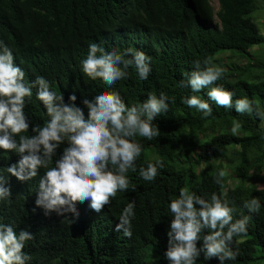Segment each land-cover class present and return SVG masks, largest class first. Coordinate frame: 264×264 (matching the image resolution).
Returning a JSON list of instances; mask_svg holds the SVG:
<instances>
[{
  "label": "trees",
  "instance_id": "16d2710c",
  "mask_svg": "<svg viewBox=\"0 0 264 264\" xmlns=\"http://www.w3.org/2000/svg\"><path fill=\"white\" fill-rule=\"evenodd\" d=\"M257 1L219 0L215 13L210 0H0V40L12 50L27 83L42 76L65 102L75 93L81 107L83 98L102 91L118 92L128 106L161 93L169 104L168 111L153 121L159 136L151 141L136 137L142 152L137 171L127 173L128 190L118 191L100 212L89 200L77 202L78 217L45 214L36 199L46 169L20 181L7 172L19 156L0 149V175L7 177L5 186L12 193L0 200V223L33 234L24 247L31 256L26 264H171L165 256L172 218L168 206L181 188L206 199L217 193L235 209L233 222L249 216L248 234L230 243L237 259L225 264H264V122L255 112L240 114L234 107L237 99L247 98L264 113V59L258 51L264 48V32L255 20ZM92 43L106 51L131 48L145 53L151 58L148 79L142 80L134 65L112 86L87 77L81 62ZM205 59L224 71L215 84L194 93L182 84H187L194 62L203 67ZM215 86L233 92L232 108L209 100L207 91ZM32 91L24 111L32 125L42 126L49 117L36 98V88ZM192 95L208 100L210 116L184 102ZM234 121L242 125L237 135L231 132ZM24 134L32 135L31 130ZM157 157L163 168L158 167L153 181L143 180L140 167ZM220 170L226 173L222 185L214 182ZM252 198L260 201L258 213L244 207ZM132 201V236L126 237L116 225ZM207 234L204 229L201 235ZM202 244L201 239L197 247ZM196 264L220 262L216 257L206 260L201 253Z\"/></svg>",
  "mask_w": 264,
  "mask_h": 264
},
{
  "label": "clouds",
  "instance_id": "9594fccd",
  "mask_svg": "<svg viewBox=\"0 0 264 264\" xmlns=\"http://www.w3.org/2000/svg\"><path fill=\"white\" fill-rule=\"evenodd\" d=\"M126 56L130 58L126 59ZM150 60L145 53L133 52L131 48L118 53L92 43L81 64L87 77L100 78L112 86L126 76L131 65L142 80H147ZM223 71L210 59L203 61V67L200 61H195L187 84L182 86H190L192 92L198 93L215 84ZM33 88L49 117L42 126L32 125L24 111ZM207 97L223 108L233 107V92L221 86L211 87ZM167 99L163 93L159 98L149 94L144 102L128 106L118 92L102 91L92 99L83 98V107L77 105L75 93L65 102L63 94L52 91L44 77L37 76L27 83L23 69L14 64L12 50L0 40V149L19 156L17 163L7 167V172L20 181L35 178L40 169H46L40 178L36 199L37 207L43 208L45 214L55 211L58 215L72 213L78 217L77 202L89 200L90 207L100 212L118 191H127L130 183L127 173L137 171L136 160L142 152L136 137L151 141L159 136L160 130L153 121L168 111ZM184 102L205 117L212 114L208 100L197 95ZM234 107L240 114L255 112L264 122V113L254 108L247 98L237 99ZM241 127L240 122L234 121L232 134L237 135ZM29 130L32 135H25ZM61 145H65L62 154L54 160ZM163 166L157 157L146 168L140 167L139 175L145 181H153L158 167ZM225 175V171L220 170L214 182L222 185ZM7 183V177L0 175V200L12 195L10 187L5 186ZM134 207L135 202H129L116 225V231L122 229L126 237L132 236ZM168 207L172 218L165 256L171 264H196L201 253L206 260L218 258L220 264L237 259L238 252L232 250L230 243L234 237L248 234L249 216L233 222L235 209L230 207L229 201L215 192L206 199L188 188H181L179 197L171 200ZM244 207L250 213H258L261 204L259 199L252 198L244 202ZM204 229H208L209 234L202 236ZM32 239L34 236L30 231L21 229L17 232L12 225L0 223V264L30 261L31 256L25 254L24 247ZM201 239L203 244L198 248L197 242Z\"/></svg>",
  "mask_w": 264,
  "mask_h": 264
},
{
  "label": "rangeland",
  "instance_id": "374dc122",
  "mask_svg": "<svg viewBox=\"0 0 264 264\" xmlns=\"http://www.w3.org/2000/svg\"><path fill=\"white\" fill-rule=\"evenodd\" d=\"M210 2L214 8L215 13H217L218 9L220 8L219 0H210ZM257 3L259 5V8L256 11L255 20L259 23L262 31L264 32V0H258ZM215 20L219 21L218 16H215ZM258 51L259 55H262L261 57L264 59V48H259ZM225 55H229V53H226Z\"/></svg>",
  "mask_w": 264,
  "mask_h": 264
}]
</instances>
